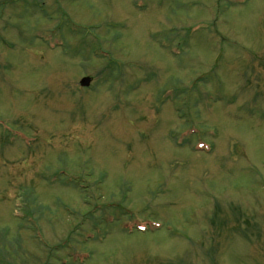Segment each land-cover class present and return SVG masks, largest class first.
<instances>
[{"label": "rangeland", "instance_id": "obj_1", "mask_svg": "<svg viewBox=\"0 0 264 264\" xmlns=\"http://www.w3.org/2000/svg\"><path fill=\"white\" fill-rule=\"evenodd\" d=\"M0 264H264V0H0Z\"/></svg>", "mask_w": 264, "mask_h": 264}, {"label": "water", "instance_id": "obj_2", "mask_svg": "<svg viewBox=\"0 0 264 264\" xmlns=\"http://www.w3.org/2000/svg\"><path fill=\"white\" fill-rule=\"evenodd\" d=\"M91 84V79L90 78H84L81 80V87H89Z\"/></svg>", "mask_w": 264, "mask_h": 264}, {"label": "flooded vegetation", "instance_id": "obj_3", "mask_svg": "<svg viewBox=\"0 0 264 264\" xmlns=\"http://www.w3.org/2000/svg\"><path fill=\"white\" fill-rule=\"evenodd\" d=\"M243 226H244V229H245V222H244ZM244 237H245V232H244ZM244 242H245V241H244Z\"/></svg>", "mask_w": 264, "mask_h": 264}]
</instances>
